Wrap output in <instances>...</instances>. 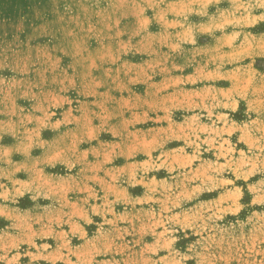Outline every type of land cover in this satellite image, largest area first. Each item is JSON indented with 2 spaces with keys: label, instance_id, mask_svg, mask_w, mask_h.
<instances>
[{
  "label": "clouds",
  "instance_id": "clouds-1",
  "mask_svg": "<svg viewBox=\"0 0 264 264\" xmlns=\"http://www.w3.org/2000/svg\"><path fill=\"white\" fill-rule=\"evenodd\" d=\"M0 264H264V0H0Z\"/></svg>",
  "mask_w": 264,
  "mask_h": 264
}]
</instances>
